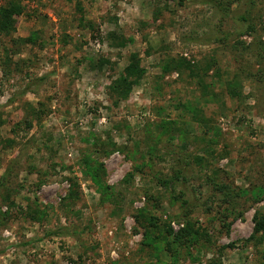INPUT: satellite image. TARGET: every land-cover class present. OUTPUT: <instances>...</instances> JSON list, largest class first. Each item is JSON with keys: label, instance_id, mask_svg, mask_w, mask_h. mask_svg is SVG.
Masks as SVG:
<instances>
[{"label": "rangeland", "instance_id": "rangeland-1", "mask_svg": "<svg viewBox=\"0 0 264 264\" xmlns=\"http://www.w3.org/2000/svg\"><path fill=\"white\" fill-rule=\"evenodd\" d=\"M200 1L21 0L15 32L0 36V178L10 172L0 189V264H173L157 231L187 221L200 234L176 264H257L264 234L246 241L264 214V0H222L229 17ZM243 14L255 34L238 35ZM32 34L35 45L20 41ZM112 34L126 44L111 47ZM132 53L146 73L113 106L108 88ZM179 57L214 66L201 81L161 77L160 63ZM100 59L108 64L90 69ZM26 103L42 104L41 122L13 132ZM172 149L183 151L186 183L172 179ZM83 153L102 164L106 196L83 175ZM68 178L80 196L64 206ZM219 187L261 188V201L238 199L242 216L224 219ZM143 209L158 223V249L142 246Z\"/></svg>", "mask_w": 264, "mask_h": 264}, {"label": "trees", "instance_id": "trees-1", "mask_svg": "<svg viewBox=\"0 0 264 264\" xmlns=\"http://www.w3.org/2000/svg\"><path fill=\"white\" fill-rule=\"evenodd\" d=\"M181 3V2H180ZM201 4L212 6L213 8H216L221 12V15L223 17H229L231 13L230 10L224 8V1L222 0H201ZM230 8V7H228ZM24 14V6L21 4V0H4L3 4L0 6V36L10 37L16 30V24H17V18L22 16ZM236 21L240 23V29L238 31V35L244 36V35H252L255 34L256 29L253 26V24L250 23L248 17L246 14H243L236 18ZM19 41V40H18ZM23 44H32L35 45L37 43L38 37L36 34H32L31 36L21 39L20 40ZM109 45L111 47H123L126 44L125 39H118L115 34H112L108 38ZM140 58L139 55L136 53L129 54L127 58V64L124 68L123 74L116 79L108 88V95L111 100V104L113 106H117L118 103L121 101H124L127 99L129 94L132 92L133 87L137 85L145 75V70L142 68L140 64ZM108 64L107 60L100 59L99 64L95 65L94 68L90 69H101L103 65ZM214 66V61L207 62L203 69H199L198 65L194 62H191L190 60L179 57V58H167V60H164L160 63V69H161V77L171 73H182L186 72L189 76L193 78H200V81L203 79L202 76H205L210 69ZM199 80V79H198ZM43 78H40L37 80V82H42ZM199 81V83H201ZM239 89V84L236 81L227 83V92L231 97L236 96L237 91ZM29 91V89L24 90ZM39 108H35L33 104L26 103L24 105L25 110V118L21 123H17L14 128L13 132L15 130H19L21 125H24V130L27 131L30 128H32L33 122L40 123L42 118V104H38ZM186 110L192 111V109L189 106H184ZM198 113H195L197 115ZM5 121L2 120V114L0 113V126L4 125ZM165 126H162V129ZM160 124L157 125V129L159 130ZM23 129V128H22ZM167 132V131H166ZM164 132L161 131L160 135ZM91 138L93 135L90 136ZM89 137V139H90ZM159 137V136H158ZM159 139V138H158ZM157 139V140H158ZM5 144H11L10 141L4 142ZM152 147H149V155L152 154V151L150 150ZM170 154L172 157H174V169H173V181L175 183L178 182H185L186 183V177H187V171H186V165H185V158H183L182 154L183 151L181 150H170L167 152V155ZM142 158H144V155H141ZM81 164L84 167L83 175L91 180V182L96 187L97 191L101 193L102 196H106L109 193L108 186L103 181V166L101 163H98L97 161H94L88 153H83L81 158ZM8 169L6 170L5 174L0 178V189L7 187V179H8ZM132 175L129 174L127 176V179L130 178ZM69 182V189L67 191L66 197L63 199L64 206L72 205L75 200H77L80 196V189L78 184L73 180L68 178ZM259 191V193H255ZM218 191L222 192V197L220 199V208L222 207L223 211V218L228 219L229 217L237 218L239 215L242 216L243 213L236 212L237 209L235 208L237 206L238 199L244 198V200L249 201L248 195L249 194H256L255 202L261 201L260 193L261 188L259 189H242L240 190V193L237 194L233 191H231L229 188L225 190V188H218ZM244 201V203H246ZM186 203V201H185ZM224 207V208H223ZM145 212V213H144ZM137 216L135 217L136 224L138 226L146 228L147 233L144 236L143 240V247L146 248H154L158 249V244L155 240V232H152L153 230H159L158 223L156 219L148 213L146 209L140 210L137 212ZM141 219V220H140ZM254 229L253 234L251 237L246 241L247 243L249 241H256V243H261L262 236L264 234V214L260 212H256L254 216ZM228 230V228H227ZM161 232L157 231L159 236L162 235L164 239V248L165 251L169 254L170 258L173 261V264L178 263V258L180 256V250L181 247L184 245V243H197L198 237L200 234V230L195 228V225L186 222L185 224H182L181 227H179L176 231L171 227L170 223L164 224L162 226ZM151 234H154L153 237ZM53 235V234H52ZM245 242V243H246ZM257 264H264V253H260L258 255V262Z\"/></svg>", "mask_w": 264, "mask_h": 264}, {"label": "built area", "instance_id": "built-area-1", "mask_svg": "<svg viewBox=\"0 0 264 264\" xmlns=\"http://www.w3.org/2000/svg\"><path fill=\"white\" fill-rule=\"evenodd\" d=\"M184 57H188L187 54H184ZM172 228L174 229V223H171Z\"/></svg>", "mask_w": 264, "mask_h": 264}]
</instances>
